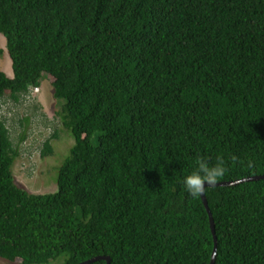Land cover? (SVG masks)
<instances>
[{
	"label": "trees",
	"instance_id": "obj_1",
	"mask_svg": "<svg viewBox=\"0 0 264 264\" xmlns=\"http://www.w3.org/2000/svg\"><path fill=\"white\" fill-rule=\"evenodd\" d=\"M0 34V257L210 264V217L182 180L197 154L224 158L218 182L264 175V0H0ZM45 74L75 143L56 191L31 193L2 99ZM205 193L215 264H264V178Z\"/></svg>",
	"mask_w": 264,
	"mask_h": 264
},
{
	"label": "rangeland",
	"instance_id": "obj_2",
	"mask_svg": "<svg viewBox=\"0 0 264 264\" xmlns=\"http://www.w3.org/2000/svg\"><path fill=\"white\" fill-rule=\"evenodd\" d=\"M0 70L13 76L12 61L8 54L7 42L0 34ZM54 77L45 74L41 82V92L31 98L22 97L15 101L6 93L2 99L1 113L11 131L12 140L19 149L12 172L15 181L31 193L54 192L57 189V176L60 166L70 155L75 140L65 128L61 117V102L55 97ZM52 138L54 153L43 156L44 142ZM25 135L21 141L20 137ZM0 264H21L0 257Z\"/></svg>",
	"mask_w": 264,
	"mask_h": 264
},
{
	"label": "clouds",
	"instance_id": "obj_3",
	"mask_svg": "<svg viewBox=\"0 0 264 264\" xmlns=\"http://www.w3.org/2000/svg\"><path fill=\"white\" fill-rule=\"evenodd\" d=\"M39 90L35 92V88ZM41 92V85L31 87L26 97H33ZM235 161L236 157H232ZM228 171V167L223 157H217L214 164H210L209 160L197 154L195 159V168L189 174L185 175L182 185L185 191L193 198L200 197L205 193L206 185H215Z\"/></svg>",
	"mask_w": 264,
	"mask_h": 264
},
{
	"label": "water",
	"instance_id": "obj_4",
	"mask_svg": "<svg viewBox=\"0 0 264 264\" xmlns=\"http://www.w3.org/2000/svg\"><path fill=\"white\" fill-rule=\"evenodd\" d=\"M262 178H264V175H257V176H252V177H248V178H242V179H238V180H234V181L217 182L215 185H211V186L236 185V184L244 182V181L258 180V179H262ZM206 186L208 187V185H206ZM201 197H202L203 203H204V205H205V207L207 209V212L209 214V217H210V226H211V229H212V233H213V236H214V242H215L214 251H213V254H212V258H211V263L210 264H215V259H216V254H217V236L215 234L214 218H213L212 212H211L209 204H208L206 193L201 195ZM98 260H106L107 264H111V260L107 256L93 257V258H90V259H88L86 261H83V262H81L79 264H91V263H93L95 261H98Z\"/></svg>",
	"mask_w": 264,
	"mask_h": 264
},
{
	"label": "built area",
	"instance_id": "obj_5",
	"mask_svg": "<svg viewBox=\"0 0 264 264\" xmlns=\"http://www.w3.org/2000/svg\"><path fill=\"white\" fill-rule=\"evenodd\" d=\"M38 90H39V87H36V88H35V92H37Z\"/></svg>",
	"mask_w": 264,
	"mask_h": 264
}]
</instances>
